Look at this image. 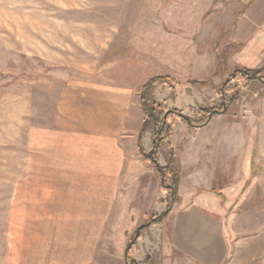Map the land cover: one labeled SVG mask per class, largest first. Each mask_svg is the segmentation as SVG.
Returning a JSON list of instances; mask_svg holds the SVG:
<instances>
[{"label": "rangeland", "instance_id": "1", "mask_svg": "<svg viewBox=\"0 0 264 264\" xmlns=\"http://www.w3.org/2000/svg\"><path fill=\"white\" fill-rule=\"evenodd\" d=\"M230 3L233 1L0 0V264L77 262L69 259L67 252L60 251L62 245L51 241L54 231L60 232L62 228L46 226L45 220L56 214L45 203L46 191L40 186L44 181L37 180L44 170L36 162L43 149L37 150V146L42 147L46 135L65 122L59 111L62 102L77 107L78 89L91 76L101 80L116 76L118 82L125 79L136 94L147 79L156 75L170 74L181 82L200 79L198 63L192 62L195 51L201 61L214 58L215 36L210 33L215 29L214 23L221 22L215 15L225 16ZM211 4L219 5V10ZM231 83L240 91L232 110L248 108L264 93L263 83L254 87L250 81ZM161 85H156L154 95L163 104L161 109H177L198 119L199 106H213L218 102L221 84L191 83V90L177 86L176 94H170L166 103ZM130 114L126 116L127 126L137 129L143 114L139 110ZM127 133L130 136L132 132ZM171 133L175 151L165 139L158 161L165 166L170 149L184 161L186 169L180 196L185 201L190 198L187 191L193 184L194 172L188 153H181L180 143L190 139L195 129L176 120ZM142 144L146 151L151 150L150 131L144 133ZM261 145L264 148V143ZM83 158L84 155L82 161ZM137 159V166L143 164V158ZM256 159L264 170V150L260 151L259 146ZM73 164L70 161L67 164L68 172H76ZM80 172L84 170L78 167L77 173ZM214 184L221 187L218 182ZM246 192L249 194H246L245 207L252 210L234 213L235 224L241 230L234 239L245 237L238 245L242 251L237 262L264 264V257L260 256L264 246V172L259 183ZM126 206L127 210L106 215L101 242L84 245L95 254V259L86 263L130 264L124 258V250L132 232L149 215L160 211L154 208L144 213L140 207ZM167 221L161 223L163 237L169 234ZM147 228L146 235H153L154 229ZM143 241L146 237L135 245L131 257L142 260L145 253L156 247L155 242L145 245ZM233 247L231 243L230 250Z\"/></svg>", "mask_w": 264, "mask_h": 264}, {"label": "crops", "instance_id": "2", "mask_svg": "<svg viewBox=\"0 0 264 264\" xmlns=\"http://www.w3.org/2000/svg\"><path fill=\"white\" fill-rule=\"evenodd\" d=\"M231 1L230 8L224 11L225 16L215 15L216 19H221L214 23L215 31L209 29L215 36L214 58L201 61L195 51L192 62L198 63L200 79L181 82L170 74H161L175 81L174 89L162 83L164 100L176 94L177 86L191 90V83L203 81L220 85L235 68L256 69L264 65V0ZM211 6L219 10V5ZM260 83L252 84L254 87ZM128 84L125 79L118 82L116 76L106 80L91 76L78 89L77 107L63 101L59 111L65 122L57 125L51 135H46L42 147L37 146V150L43 149L36 162L44 169L40 170L37 180L45 182L40 184L46 191L45 203L56 214L45 220V224L62 228L60 232L54 231L51 241L62 245L60 251L68 253L69 259L77 261L75 264H88L87 260L95 259L94 252L87 251L84 245L101 242V229L108 213L127 210L126 205L140 207L144 213L154 208L160 212L165 209V191L160 177L138 154L136 141L142 121L137 129L127 126L126 116L131 112L139 110L143 114L139 100L141 87L136 94L135 88ZM155 92L156 88L154 95ZM233 105L227 112L213 115L207 124L193 128L195 133L190 139L180 143L181 153H188L195 173L187 191L190 198L185 201H181L180 196L185 163L175 152L182 176L179 200L163 219L168 220L169 234L162 236V221L147 228L154 229L153 235H146L145 229L139 238L146 237L145 245L156 243L145 255L155 257L160 264H238L242 251L238 245L245 237L234 239L241 231L235 224L234 213L252 210L245 207L246 194H249L246 191L259 183L264 172L262 163L257 164L256 159L257 147L264 150L261 145L264 143V93L246 109L232 110ZM65 119L71 123H66ZM127 132L132 133L128 136ZM171 136L172 133L166 143L175 151ZM137 158L142 159L143 164L137 166ZM69 161L72 164L77 161L76 166L73 164L76 172L66 170ZM78 167L84 172L77 173ZM231 243L233 250L229 248ZM260 256L264 257L263 245ZM124 258L128 262L126 247Z\"/></svg>", "mask_w": 264, "mask_h": 264}, {"label": "trees", "instance_id": "3", "mask_svg": "<svg viewBox=\"0 0 264 264\" xmlns=\"http://www.w3.org/2000/svg\"><path fill=\"white\" fill-rule=\"evenodd\" d=\"M231 80H239L243 82L260 81L264 84V65L256 69L235 68L219 86L218 102L213 106L207 105L198 107V119L190 118L177 109L167 107L161 109L163 104H160V102L154 97L153 90L156 85L160 83L167 84L174 89L175 81L170 76L156 75L150 77L141 86L139 100L143 112V121L137 135V149L139 155L145 161L150 163L160 177L161 186L165 191V209L160 213L149 215L132 232L130 240L126 245L127 260L132 264H160L155 257L150 255H145L143 260H138L134 257L128 256V254L135 247L142 232L151 224L162 222L171 211L173 204L179 200L178 190L182 170L175 152L170 149L168 162L165 166L161 165L158 161V153L162 144L165 143L164 140L166 139V142H168L176 120L184 121L192 128H199L207 124L213 115L227 112L230 106L235 103L240 96L238 86L233 85ZM146 131L151 132L152 148L150 151H146L142 144V137ZM254 166L256 165H253V168ZM254 171L258 173L257 167L254 168Z\"/></svg>", "mask_w": 264, "mask_h": 264}, {"label": "built area", "instance_id": "4", "mask_svg": "<svg viewBox=\"0 0 264 264\" xmlns=\"http://www.w3.org/2000/svg\"><path fill=\"white\" fill-rule=\"evenodd\" d=\"M236 80H231V82H235Z\"/></svg>", "mask_w": 264, "mask_h": 264}]
</instances>
